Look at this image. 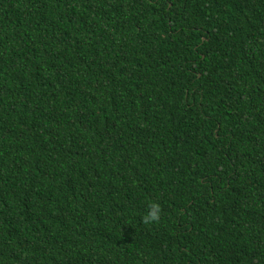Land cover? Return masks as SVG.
I'll return each mask as SVG.
<instances>
[{
	"label": "trees",
	"instance_id": "16d2710c",
	"mask_svg": "<svg viewBox=\"0 0 264 264\" xmlns=\"http://www.w3.org/2000/svg\"><path fill=\"white\" fill-rule=\"evenodd\" d=\"M0 264H264V0H0Z\"/></svg>",
	"mask_w": 264,
	"mask_h": 264
}]
</instances>
